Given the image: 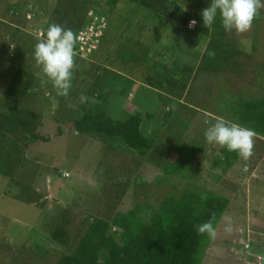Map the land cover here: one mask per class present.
<instances>
[{
  "label": "rangeland",
  "instance_id": "obj_1",
  "mask_svg": "<svg viewBox=\"0 0 264 264\" xmlns=\"http://www.w3.org/2000/svg\"><path fill=\"white\" fill-rule=\"evenodd\" d=\"M106 1L0 0V264H55L90 220L137 202L156 207L186 188L229 199L201 264L264 254V139L255 136L253 155L219 172L212 164L220 146L204 137L216 117L231 122L225 109L236 97L264 95V8L236 33L219 14L203 26L211 0ZM89 12L104 28L89 55L75 45L69 96H57L36 66L35 45L52 24L77 36ZM191 16L201 23L194 33L184 28ZM85 113L141 116L154 148L139 158L117 139L77 134L73 121ZM174 144L194 151L184 176L163 171Z\"/></svg>",
  "mask_w": 264,
  "mask_h": 264
},
{
  "label": "trees",
  "instance_id": "obj_2",
  "mask_svg": "<svg viewBox=\"0 0 264 264\" xmlns=\"http://www.w3.org/2000/svg\"><path fill=\"white\" fill-rule=\"evenodd\" d=\"M116 1L107 0L106 4L115 6ZM225 112L232 123L252 129L264 139L263 91L262 95L250 98L236 97ZM170 113L171 109H167L166 116ZM144 116L150 120L152 115ZM142 124L139 115L120 121L102 113H85L73 121L72 129L81 135L117 139L137 157L144 158L154 148L156 139L142 132ZM182 125L185 130L187 124ZM193 153L181 144H174L172 156H168L163 167L165 174L184 176ZM239 158L236 152L220 147L212 165L219 172H227ZM64 174V178L70 177L69 173L68 177ZM228 204L226 197L189 188L177 196L164 197L156 207L137 202L130 210L116 212L109 219L90 220L75 248L62 253L55 264H201L210 237L207 233L197 234L196 226L211 221L216 228Z\"/></svg>",
  "mask_w": 264,
  "mask_h": 264
},
{
  "label": "clouds",
  "instance_id": "obj_3",
  "mask_svg": "<svg viewBox=\"0 0 264 264\" xmlns=\"http://www.w3.org/2000/svg\"><path fill=\"white\" fill-rule=\"evenodd\" d=\"M262 8H264V0H211L201 12L203 26L210 27L219 14L226 32L235 30L236 33H245L251 29L253 20ZM196 23V20H191L189 27H194ZM76 43L77 37L71 29L52 24L46 36L39 39L34 48L36 66L41 69L42 77L52 83L56 95L60 97L67 98L72 87L73 70L76 67ZM88 99L86 95L79 96L81 104L87 103ZM92 103L95 101L93 100ZM67 106L76 107L71 102ZM255 136L254 130L229 122L222 117H216L215 122L211 123L204 132L205 140L209 145L236 152L244 160L253 155ZM196 231L197 234L207 233L209 237L214 238L216 230L211 221H208L196 226Z\"/></svg>",
  "mask_w": 264,
  "mask_h": 264
},
{
  "label": "built area",
  "instance_id": "obj_4",
  "mask_svg": "<svg viewBox=\"0 0 264 264\" xmlns=\"http://www.w3.org/2000/svg\"><path fill=\"white\" fill-rule=\"evenodd\" d=\"M88 14L90 17H93L90 25L87 26L86 29L80 31L76 36L77 53L81 56H87L95 50L98 43V38L100 37L101 31L105 25L104 18H99V16L94 15L93 12H89ZM191 20H189L187 23V29L189 30H193L197 25L196 23L194 27H189V22ZM64 176L68 177V174L66 173Z\"/></svg>",
  "mask_w": 264,
  "mask_h": 264
},
{
  "label": "flooded vegetation",
  "instance_id": "obj_5",
  "mask_svg": "<svg viewBox=\"0 0 264 264\" xmlns=\"http://www.w3.org/2000/svg\"><path fill=\"white\" fill-rule=\"evenodd\" d=\"M248 247L247 249H249ZM254 258L249 259V257H244L242 260L245 262V264H263L264 263V254L258 255V254H253L252 255Z\"/></svg>",
  "mask_w": 264,
  "mask_h": 264
},
{
  "label": "crops",
  "instance_id": "obj_6",
  "mask_svg": "<svg viewBox=\"0 0 264 264\" xmlns=\"http://www.w3.org/2000/svg\"><path fill=\"white\" fill-rule=\"evenodd\" d=\"M218 17H219V16H218ZM191 19H192V20H196V22H197V25L195 26V28H194L193 30H189V29L186 28V25H187L188 21L191 20ZM15 28H16V27H15ZM184 28H185L186 31H189V32L194 33L195 31H198L199 29H201V23L199 22L198 19H196L195 17L191 16V17L187 18V19L184 21ZM86 227H87V226H86ZM82 231H83V229H82Z\"/></svg>",
  "mask_w": 264,
  "mask_h": 264
}]
</instances>
